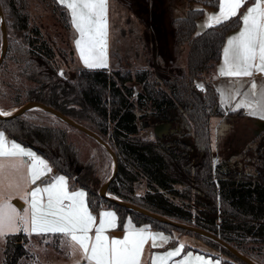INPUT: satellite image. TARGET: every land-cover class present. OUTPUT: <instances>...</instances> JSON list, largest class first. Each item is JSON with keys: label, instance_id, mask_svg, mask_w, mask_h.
I'll return each mask as SVG.
<instances>
[{"label": "trees", "instance_id": "obj_1", "mask_svg": "<svg viewBox=\"0 0 264 264\" xmlns=\"http://www.w3.org/2000/svg\"><path fill=\"white\" fill-rule=\"evenodd\" d=\"M53 2L63 9L69 28L67 11L56 0ZM27 3L28 0H0L7 26H12V31L19 32L22 38L21 42H10L8 38L7 50L24 64L26 76L34 83L27 89L26 99L42 98L50 102L108 142L118 156L116 176L109 187L115 197L100 194L105 182H99L92 163L81 171L84 165L78 148L68 138L67 129L72 126L62 120L51 124L24 116L0 119V129L7 137L32 148L55 172L85 189L91 211L112 207L118 216V229H123L129 217L134 226L148 225L168 233L170 240L166 246L174 245L179 235L187 234L220 252L223 262L247 264L211 238L121 206L113 198L211 231L264 264V257L246 246L264 245V171L245 172L225 161L223 167L216 165L215 181L211 126L213 120L223 115V110L211 85H206L202 92L194 84L195 78L219 60L226 34L241 24L239 17L208 27L199 34H195L196 19L202 9L188 8L184 15L175 18L172 22L175 42L187 46L186 72L164 79L165 87H161L150 77L149 70L143 68L134 72L117 68L108 72L107 68L89 69L78 64L74 79L60 75L51 63L54 50L30 27ZM205 5L217 7V0ZM135 85L139 90L137 100L132 101ZM159 122L170 123L171 131L154 141L137 135L142 127ZM140 181L145 182V191L137 196ZM175 197L183 201L175 203L172 200ZM25 238L27 234L21 231L6 235L5 264H16L25 253L20 244Z\"/></svg>", "mask_w": 264, "mask_h": 264}, {"label": "rangeland", "instance_id": "obj_2", "mask_svg": "<svg viewBox=\"0 0 264 264\" xmlns=\"http://www.w3.org/2000/svg\"><path fill=\"white\" fill-rule=\"evenodd\" d=\"M210 1L166 0L165 6L162 4L160 6V0H110L111 65L106 67L107 71L111 72L117 68L121 70L130 69L133 72L140 68L148 69L150 77L155 79L161 87H165L163 85L164 79L186 72L187 46L177 44L174 33L171 34L172 39L170 35L168 37L164 23L171 24L173 28V20L184 15L193 2L206 4ZM165 8L166 11H164ZM27 11L29 24L34 33L47 41L54 50L51 63L57 72L68 79H74L78 72V63L71 53L74 48L71 40L74 36L73 33L69 32L63 9L54 4L53 0H28ZM12 30V26H7V39L9 38L10 42H21L22 38L19 36V32ZM1 39L0 24V49ZM8 43L7 41V48ZM107 63L109 62L107 61ZM23 65L14 59L10 50L6 51L5 60L0 67V107L3 110L19 108L14 104L28 101L26 91L34 83L26 76ZM195 87L197 88L196 85ZM138 90L139 86L135 85L134 93L130 96L132 101L137 100L136 92ZM24 117L43 123L55 124L60 122L53 113L48 114L39 109L28 111ZM169 129L171 130V127ZM67 133L69 140L78 148L79 157L83 161L84 166L81 171H85L88 164L92 163L96 169L99 182H105L113 168L110 154L100 147L92 137L75 128L68 127ZM137 135L146 140H156L152 126L142 127ZM212 142L211 139V158L215 181L214 169L218 164L223 167L225 161L231 167L245 172L253 173L256 169L264 171V129L258 130L250 119L233 117L232 115L226 116L217 128L215 142ZM5 176L3 185L0 186V192L4 198L10 197L12 206L23 214L27 207L19 208L16 206L12 202L14 197L11 196L17 195L15 198L22 203L25 201L21 197L27 188L20 179L25 176L24 172L21 173V169L16 172L7 170ZM17 185L19 186L17 187ZM137 186L135 195L140 196L145 191V182L140 181ZM172 200L175 203L183 201L178 197ZM183 203H187V201ZM21 232L24 233V231ZM6 235L0 236V264H5L3 248ZM179 236L198 241L187 234ZM62 239H55L50 236H27L23 239V243L20 242L26 251L19 257L16 264H77V261L80 260L79 254L76 257H71L68 248L62 245ZM56 243L58 244L57 248L54 246ZM201 243L200 241L199 245ZM201 245L224 257L209 246L203 243ZM246 246L251 247L250 251L258 252L260 256L264 257V245L252 243ZM80 264L85 263L80 261Z\"/></svg>", "mask_w": 264, "mask_h": 264}, {"label": "snow or ice", "instance_id": "obj_3", "mask_svg": "<svg viewBox=\"0 0 264 264\" xmlns=\"http://www.w3.org/2000/svg\"><path fill=\"white\" fill-rule=\"evenodd\" d=\"M67 11L70 24L78 38L74 39L80 60L89 69L107 67V0H58ZM240 15V10L246 5ZM218 11L209 14L205 27H213L232 18L239 17L241 27L229 37L223 47L219 75L230 78L239 85L244 78L264 75V0H217ZM202 88V85L199 86ZM222 100L236 101L233 111L244 109L247 115L264 119V86L259 91L251 82L246 93L239 86L231 89ZM10 113L0 112V116ZM17 163L8 164L6 161ZM19 171L26 168L20 179L26 188L21 197L28 204L23 214L4 198L0 192V236L24 231L35 234H60L62 245L71 255L79 254L85 264H143L145 245L150 241L153 248L169 243V237L151 232L145 227L136 228L131 221L124 225L122 238L109 237L108 231L116 228L117 216L112 211L99 213V219L89 210L84 191H70L64 176H51L52 168L36 153L26 150L15 141L9 140L0 131V186L6 178L5 170ZM19 185H17L18 187ZM11 187V185H9ZM183 245L163 254H152L150 264H169L180 256ZM175 264H210L201 255L187 253ZM219 264V262H217Z\"/></svg>", "mask_w": 264, "mask_h": 264}, {"label": "crops", "instance_id": "obj_4", "mask_svg": "<svg viewBox=\"0 0 264 264\" xmlns=\"http://www.w3.org/2000/svg\"><path fill=\"white\" fill-rule=\"evenodd\" d=\"M56 1L58 2V0H56ZM247 6H250V4H246L240 10L241 15L246 10ZM166 8H167V6H166ZM166 8H165V11H166ZM189 8L202 9V14L196 19L195 34H199V33L203 32L206 28H208V27L204 26L206 24L207 16L209 14L216 13L218 11V7H213V6L201 4V3H198V2H193V4H191L189 6ZM109 19H110V0H107V61L110 63L111 44H110V21H109ZM69 21H70V18H69ZM164 24H165V26L167 28L166 31L168 33V37L170 35L171 39H172V35L174 33V29L171 27V24L170 25H168V23H164ZM240 27H241V24L237 28H235L233 30H230L226 34L224 42H223L222 47H221V53H220L219 60L214 62L213 66L211 68L203 71L201 73V76L196 78L195 81H194V84L197 86V89L202 91V92H204L206 90V85H208V84L211 85L217 92L218 103H219L220 108L223 110V115L220 116L218 120H213V122L216 121L215 123L212 122V126H211V130H212L211 139L213 141L212 143H214L215 140H216V133H217L218 126L224 121L225 117L228 116V115H232L233 117L248 118L251 121H253L254 124H255V121H257V120H263L264 121V119H260L258 116L247 115L244 109L235 110V111L232 110L234 104L236 103V101L241 99L240 96L236 97V100L235 101H231V102H228L226 100H222L221 93L223 92L225 94V96H227V94L231 91V89L236 87V86H239V90H240L241 93L248 92L249 88H250V80H251V82H255L257 84V90L258 91H259V89L262 86H264V75H262V74H257L253 78H244V79H242V81L240 82L239 85L234 84L233 81L230 78L222 77V76L219 75V71L218 70H219L220 65L222 64L223 47L225 46L227 39L229 37L233 36L234 34H236L239 31ZM69 32L73 33V36H74V37L72 36L73 38L71 40L72 41V45L74 46L73 50H71L72 53H73L74 59H76V62L79 65L84 66V64L80 60L79 54H78V52H77V50L75 48V44H74V39L78 38V34L74 32V29L72 28L71 24H70V27H69ZM109 63H107V67H109L111 65V63L110 64ZM201 85H202V88L199 87ZM0 131L4 132L1 129H0ZM5 136L7 137L6 134H5ZM8 139L11 140V141H15V140L10 139V138H8ZM15 142L20 144L17 141H15ZM20 145L22 147H24L26 150H30V151L36 153L32 148L24 146L22 144H20ZM38 156H40V155H38ZM40 157H42V156H40ZM17 162L18 161H15V160L6 161V163H8V164L17 163ZM7 170L12 171V172H16L15 170H13L11 168L6 169L5 171H7ZM26 171H27L26 168H22L21 169V173L24 172V175H26ZM53 175H55V176H64L66 181H67L68 188H69L70 191H84L86 193L85 189L74 185V180H70L64 174L55 172L54 169L52 168V173L49 174L48 178H50ZM37 185H42V182L38 181ZM37 185H33V186H30V187H35ZM30 187L27 188V191L30 190ZM11 197L15 198V197H17V195L13 194ZM22 200L24 201V199H22ZM21 207H27L28 208V204L24 201L23 205ZM89 210H90V208H89ZM103 211H112L117 216L116 211L112 207H102L97 212L91 211V213L94 216L97 217V222H98V219H99V213L103 212ZM129 221H131V220H130L129 217H127L125 224H127ZM131 223H132V221H131ZM132 225H133V223H132ZM134 227H136V228L145 227V228L149 229L151 232L162 233L163 235L168 236L169 240H170V235L168 233H166L165 231L161 230V229H155V228H152V227H150L148 225H140V226H134ZM26 234H27V236L31 235V236H44V237L45 236H48V237L50 236V237H53L52 234H35V233H26ZM107 235H109V237H118V238H122V236L124 235V227H123V229H118V216H117V226H116V228L109 230ZM59 238H62V236L57 237V238L55 237V239H59ZM181 245H183L184 247H183V250H182L180 256L174 257L173 260L169 262V264H175L176 261L182 259L184 257V255H186L189 252L192 253L193 256H196V255L203 256L205 259L210 261V264H217V262H219V264H232L231 262H223L222 261L223 258L220 255L212 253L211 251H209L208 249L203 247L201 244L199 245V241H195L194 239L190 240V239L182 237V236H179L178 237V241L174 245H171V246H166V244H165L163 247L153 248L152 245H151V242L149 241L145 245V248H144V254H143V257H142L143 264H150V256L152 254H154V253L155 254H163V253H165L167 251L174 250L175 248L180 247ZM186 245L190 246V248L186 249ZM68 252L70 253L69 249H68ZM74 256L76 257V256H78V254L71 255V257H74Z\"/></svg>", "mask_w": 264, "mask_h": 264}, {"label": "water", "instance_id": "obj_5", "mask_svg": "<svg viewBox=\"0 0 264 264\" xmlns=\"http://www.w3.org/2000/svg\"><path fill=\"white\" fill-rule=\"evenodd\" d=\"M0 24H1V36H2L1 49H0V67H1L3 61L5 60L6 51H7V25H6V19H5L1 5H0ZM71 53H72V51H71ZM38 105H42L43 107H45V109H44L45 111H47L49 113H53L56 117H58L60 120H62L66 124H68V125L74 127L75 129L85 133L86 135L92 137L94 140L97 141V143L100 146H102L110 154V156L112 158V162H113V168H112V171H111L110 175L108 176L107 180L102 185V187L100 189V194H102L103 196H106V197H111L110 192H109V187H110V184L112 183V181L114 180V178L116 176V172H117V168H118V156L116 155L113 148L108 144V142L105 141L98 133H96L93 130H91L90 128L80 124L79 122H77L73 118L67 116L62 111L55 108L50 102H48L42 98H35L32 100H28L26 103H24L22 105L21 111H18L15 113H10V115H7V116H0V119L1 120H13V119L22 117L28 111L35 109L36 106H38ZM255 125L257 126L258 130L264 129V121L263 120L255 121ZM169 128H170V123L163 122V123L156 124L153 128V131H154L155 135L160 137L163 133H166L169 130ZM113 199L118 204H120L121 206L127 207L129 209H132L134 211H137L139 213H142L144 215H147L149 217L157 219L161 222H165V223L174 225L176 227H180V228H183L185 230H190L192 232H195V233H198L200 235L211 238V239L217 241L218 243H220L222 246H224L226 249H228L232 254H234L235 256H237L238 258H240L241 260H243L247 264H261L255 260H253L249 256L245 255L244 253L239 251L236 247H234L232 244L224 241L223 239H221L219 236L212 233L211 231L200 228V227L195 226L193 224H187L184 222L176 221V220L171 219L167 216H164L162 214L150 211L146 208H143V207L136 205V204L129 202V201L121 200L118 198H113ZM12 202L16 206H18L19 208L23 205V203L20 200H18L17 198L12 199Z\"/></svg>", "mask_w": 264, "mask_h": 264}, {"label": "bare ground", "instance_id": "obj_6", "mask_svg": "<svg viewBox=\"0 0 264 264\" xmlns=\"http://www.w3.org/2000/svg\"><path fill=\"white\" fill-rule=\"evenodd\" d=\"M22 109V106H19V108H11L10 110H3L1 107H0V111L1 112H5V113H15V112H18V111H21ZM35 109H39V110H44L45 107H43L42 105H38L36 106ZM45 111V110H44ZM111 197H115L113 194H110Z\"/></svg>", "mask_w": 264, "mask_h": 264}, {"label": "flooded vegetation", "instance_id": "obj_7", "mask_svg": "<svg viewBox=\"0 0 264 264\" xmlns=\"http://www.w3.org/2000/svg\"><path fill=\"white\" fill-rule=\"evenodd\" d=\"M161 4L163 5V6H165V4H166V0H160V6H161ZM163 9V8H162ZM164 11H165V9H164ZM165 22V21H164ZM167 36H168V33H167ZM159 123H163V122H159ZM158 123V124H159ZM155 126V125H154ZM154 126H152V130H153V128H154ZM169 131H171L170 129L166 132V133H168ZM153 133H154V131H153ZM166 133H163L162 135H164V134H166ZM154 135H155V133H154ZM155 137H158L157 135H155Z\"/></svg>", "mask_w": 264, "mask_h": 264}]
</instances>
